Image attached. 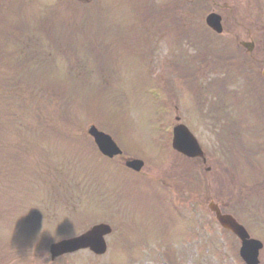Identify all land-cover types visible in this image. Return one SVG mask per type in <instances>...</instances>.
<instances>
[{"label": "rangeland", "instance_id": "rangeland-1", "mask_svg": "<svg viewBox=\"0 0 264 264\" xmlns=\"http://www.w3.org/2000/svg\"><path fill=\"white\" fill-rule=\"evenodd\" d=\"M59 1L73 19L75 5L69 0H0V264H164L165 260L171 264L169 256L163 261L158 255L160 250L177 252V264H245L239 254L240 242L214 224L209 203L219 202L232 211L239 201L240 180L254 174L248 172L253 162H264V145L254 142L264 136L249 133H264L258 115L249 113L239 126L244 139L257 145L258 156L251 158L232 153L238 149L217 132L219 126L194 112L186 86L179 100L170 104V91L183 83L178 73H172L173 61L164 54L174 56L175 48L185 55L204 56V42L187 39L179 49L175 40L164 44L154 17L141 31L130 13L126 15L130 20L121 22L111 8V22L105 20L104 26L111 29V24L116 27L113 33L124 35L121 39L108 35L112 40L105 47L104 68L88 65L95 69L86 76L82 68L90 60L80 58V45L77 54L68 57L54 44L59 40L67 52L73 51V45L62 42L61 31L53 32L50 42L54 43H50L35 28L39 15L54 12ZM107 2L113 5L115 0H104L102 6L109 7ZM139 2L157 9L172 0H136ZM179 2L183 9L189 2L194 4L191 0ZM117 5L119 9L122 3L117 1ZM203 10L196 9L198 20ZM59 15L57 19L62 21L65 16ZM78 20L75 24H80ZM129 31L135 35L127 42ZM81 32H76V42ZM32 33L37 37L31 39ZM91 42L92 56L98 57L99 39L94 35ZM51 52L54 58L47 60ZM228 72H224L225 78ZM232 84L237 93L248 94L242 79ZM255 90L256 102L244 98L243 104L264 103L261 79ZM237 101L241 100L236 98L233 106ZM176 106L207 153L208 173L206 167L170 151ZM91 125L112 134L123 148L124 158H104L88 135ZM127 159L146 162L141 174L126 171ZM243 206L246 211L241 214L252 227L260 224L264 228V217L249 213L252 202L246 198ZM101 222L114 229L106 238L104 256L84 250L52 261L51 242L79 235ZM259 235L255 237L264 240V230ZM207 247H211L209 254ZM260 262L264 264V249Z\"/></svg>", "mask_w": 264, "mask_h": 264}, {"label": "flooded vegetation", "instance_id": "flooded-vegetation-1", "mask_svg": "<svg viewBox=\"0 0 264 264\" xmlns=\"http://www.w3.org/2000/svg\"><path fill=\"white\" fill-rule=\"evenodd\" d=\"M90 1V0H88ZM205 18L212 14L220 16L221 30L209 26L206 19L203 27L189 21L182 35L177 38H194L196 31L203 29L207 42L206 67L209 72L217 66L229 65L234 73L246 70L253 76L264 72V0H204ZM256 60V61H255ZM251 65V66H250ZM261 65V66H260ZM214 86H221L218 82ZM226 87V83H222ZM213 123H237V115L223 116L227 105L207 106Z\"/></svg>", "mask_w": 264, "mask_h": 264}, {"label": "water", "instance_id": "water-1", "mask_svg": "<svg viewBox=\"0 0 264 264\" xmlns=\"http://www.w3.org/2000/svg\"><path fill=\"white\" fill-rule=\"evenodd\" d=\"M90 134L95 137L96 142L102 152L109 156L114 157L121 154L120 149L113 142L110 136L99 132L96 128L90 129ZM174 146L176 149L182 151L185 155L189 157L203 156L198 142L193 138V136L188 132V130L179 126L175 130V140ZM131 168L135 170H140L143 166L142 162L133 161L128 164ZM214 209V208H213ZM218 217L221 223L238 234L244 241L242 256L245 258L248 264H259L258 256L259 251L262 248L260 243L248 242L246 238L248 237L245 230L237 225V223L229 216H221L220 212L217 210ZM110 232V228L104 225L95 227L88 234L67 241H62L58 244L52 246L53 257L74 252L78 249L91 247L97 253H104L106 251V244L103 236Z\"/></svg>", "mask_w": 264, "mask_h": 264}, {"label": "trees", "instance_id": "trees-1", "mask_svg": "<svg viewBox=\"0 0 264 264\" xmlns=\"http://www.w3.org/2000/svg\"><path fill=\"white\" fill-rule=\"evenodd\" d=\"M26 51L25 48H22V52Z\"/></svg>", "mask_w": 264, "mask_h": 264}]
</instances>
